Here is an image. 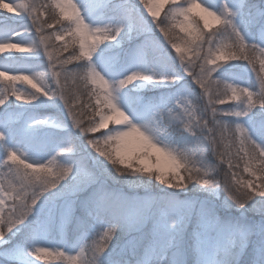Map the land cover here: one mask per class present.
I'll use <instances>...</instances> for the list:
<instances>
[{
  "label": "snow or ice",
  "instance_id": "6c2138e0",
  "mask_svg": "<svg viewBox=\"0 0 264 264\" xmlns=\"http://www.w3.org/2000/svg\"><path fill=\"white\" fill-rule=\"evenodd\" d=\"M169 2L139 0L149 20L131 0L118 5L85 0L83 7L73 0H0V10L12 14L9 18L27 21L22 31L8 27L11 36L6 34L0 42V53L35 52L47 58L43 72L0 71V80L7 77L31 86V94H22L13 84L16 101L29 103L37 94L58 98L70 126L111 166V171H96L83 158L63 161L60 157L71 151L70 143L54 146L46 156L28 158L6 143L9 134L19 131V118H6L0 130V264H37L54 255L68 264H264V141L255 135H264V79L242 85L214 76L230 61H245L255 73L257 59L264 73V38L249 42L245 34L253 29L264 33V0H171L164 18L157 20ZM50 8L55 9L51 15ZM169 18L172 22L166 25ZM153 23L199 92L191 98L181 95L171 106L152 104V117L134 122L117 102L118 90L135 81L174 82L180 74L132 69L111 80L94 56L101 45L115 46L144 35L125 54L130 65L154 42ZM213 25L220 27L213 31ZM174 29L183 34L175 40L169 35ZM24 34L31 39L8 42ZM53 35L57 43L50 45ZM70 83L74 87L68 95ZM8 100L5 89L0 106L7 107ZM165 127L183 129L193 143L161 142L157 133ZM101 129L106 131L93 135ZM111 172L117 177H147L164 188L158 195L128 196L109 187L107 181L115 179ZM135 186L148 185L142 180ZM79 192L86 195L77 201L72 197ZM189 223L192 230L187 234ZM10 234H18L17 239ZM122 234L129 239L117 253Z\"/></svg>",
  "mask_w": 264,
  "mask_h": 264
},
{
  "label": "rangeland",
  "instance_id": "374dc122",
  "mask_svg": "<svg viewBox=\"0 0 264 264\" xmlns=\"http://www.w3.org/2000/svg\"><path fill=\"white\" fill-rule=\"evenodd\" d=\"M29 2H45L51 4V0H29ZM111 2L118 5L121 0H111ZM131 2L138 4L140 10L143 12V15L149 20H152L151 15L147 13V10L144 8V6L139 4V0H131ZM170 2L163 5L160 14L156 18L157 20L164 18L165 12L169 10ZM177 2H179V0H177ZM197 2L202 3L204 0H197ZM208 2H213V0H208ZM215 2H217V4H222L225 2V0H215ZM228 2L231 4L232 0H228ZM73 3H78L81 7H83L85 0H73ZM54 12L55 9L50 8L49 14L51 15ZM106 14L111 15V12ZM11 15L12 14L7 13L5 10H0V42H4L3 38L6 34L11 36V34L7 31L9 26L16 27L17 31H22L20 26L27 22L22 18H9ZM195 19L198 20L199 18L196 17ZM234 19L238 24L240 23L239 15L234 17ZM51 22L52 21H49V23ZM171 22L172 21L169 18L165 21V24L168 25L171 24ZM200 26H203L202 22L200 23ZM219 27L220 25H213L211 30L215 31V29ZM245 34L249 42L259 43L261 39L264 38V33L257 32L254 29L246 31ZM169 35L175 40L178 35L183 34L179 33L178 29H174L170 31ZM30 39L31 36L29 34H24L18 37H11L8 42H27ZM144 39V35H140L138 37H133L131 41H125L115 46L101 45L98 53L94 56L98 67H102L106 77L111 80L122 77L132 69L155 72L161 75L171 74L174 71L180 74L181 78L174 82L164 81L162 83H152L145 81H135L125 88L118 90L116 93L118 97L117 102L126 112L130 114L134 122H143L150 119L152 117V112L149 106L152 104L158 105L163 102L171 106L179 96L189 95L191 98L196 92H199L198 86L191 84V78L187 77L186 74H183L182 69L179 68V60L174 59V56L177 55L175 50L171 49L170 44H167L163 34L160 33L159 29L155 26V23H153L152 36V41L154 42L148 46V49L144 55L136 56L134 62L129 65L125 55L127 50L133 44L139 43ZM155 41L159 43H156ZM48 43L50 45L57 43L54 39V35L52 40L48 41ZM116 54H119V59L116 58ZM256 56L259 57L258 52L256 53ZM46 64L47 58H44L43 56H37L35 52L32 54H23L16 50H6L5 53H0V71H9L10 75L26 74L11 71L18 68H27L34 72H43L46 68ZM214 76H217L225 81L239 83L242 85L251 83L257 79H264V73H261L259 70V59L256 60L255 73L252 72L251 67L248 66L245 61H230L219 67L214 73ZM13 84H15L17 90L22 94L27 92L31 94L32 91L31 86L23 81L9 82L7 77H5L3 80H0V92L7 89V95L9 96V100L6 101L7 107L0 106V130L4 129V122L6 118L13 120L17 117L19 118V131L16 134H9L6 143L13 147L20 148L21 151L26 153L28 158H33L35 156H46L54 146L70 143L71 151L69 153L62 154L60 157L63 161L67 162L69 159L83 158L85 163L96 171H100L105 168L111 171V166L103 162L102 158L97 157L94 151H92L87 145L84 137L77 130L70 126L67 120L66 111L62 102L58 98H48L37 94L36 98L31 100L29 103H25L24 100L16 101L15 98L11 96ZM73 87L74 86L70 83L67 89L68 95L72 94ZM220 90L223 91V86H221ZM79 118L83 119V116H80ZM37 119H43L47 122L44 124L32 125L31 122ZM255 119L258 120L260 117L257 116ZM109 127H112V125L110 124ZM104 131L106 130H98V132L93 135L99 136L101 132ZM255 135L258 140L264 141V135H261L258 132ZM157 139L161 142L171 143L176 146H183L185 144L193 143V138L184 132L183 129L176 130L172 127H165L159 131L157 133ZM3 143V141H0V158L3 156ZM242 170L243 163H241V172ZM244 176L247 178V174H244ZM220 178L222 181V171ZM143 180L148 181L147 177H144ZM148 182H154L156 187L160 188V190H155V188L152 190L143 188L139 191H126L122 188L114 186L112 181H107L110 188L122 192L128 196H142L146 193L158 195L164 188L163 185H160L159 182L154 180ZM84 195H86V193L79 192L72 198L79 201V199H81ZM189 195L194 198H203L202 194L200 193H189ZM181 198L183 199V197ZM255 218L258 220L259 216L257 215ZM148 227H150V225L145 226L143 230L147 231ZM191 230V223H189L186 226V233L190 234ZM10 236L13 240H15L17 239L18 234H10ZM56 239L58 240L59 237H56ZM128 239L129 237L127 235L122 234L119 236L116 241L117 253L120 252V246H122ZM87 243L91 244V240H89ZM40 246L47 247L48 245ZM78 252L79 248L75 249L70 254L76 255ZM126 254L127 253H125V255ZM86 255L90 257L91 252L87 251ZM37 264H68V262L64 258L54 255L53 257H47L38 261Z\"/></svg>",
  "mask_w": 264,
  "mask_h": 264
},
{
  "label": "trees",
  "instance_id": "16d2710c",
  "mask_svg": "<svg viewBox=\"0 0 264 264\" xmlns=\"http://www.w3.org/2000/svg\"><path fill=\"white\" fill-rule=\"evenodd\" d=\"M111 175L115 178L113 180H110L109 181H112L113 185L118 187V188H122L123 190H126V191H139L141 189H154L155 190H160V188H157L156 187V184L154 182H148V181H145L147 183V187H143V186H135V185H138L140 181H142L144 179L143 176H129V175H126V176H120V177H117L115 172H111ZM144 181V180H143ZM111 183V182H110ZM249 215H252V214H249Z\"/></svg>",
  "mask_w": 264,
  "mask_h": 264
}]
</instances>
